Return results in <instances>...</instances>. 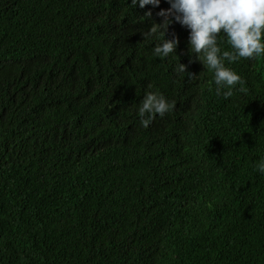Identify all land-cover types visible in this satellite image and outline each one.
Returning <instances> with one entry per match:
<instances>
[{"label": "trees", "instance_id": "16d2710c", "mask_svg": "<svg viewBox=\"0 0 264 264\" xmlns=\"http://www.w3.org/2000/svg\"><path fill=\"white\" fill-rule=\"evenodd\" d=\"M130 3L0 0V264H264V57L217 96L186 28L144 39L168 0Z\"/></svg>", "mask_w": 264, "mask_h": 264}, {"label": "clouds", "instance_id": "9594fccd", "mask_svg": "<svg viewBox=\"0 0 264 264\" xmlns=\"http://www.w3.org/2000/svg\"><path fill=\"white\" fill-rule=\"evenodd\" d=\"M168 3L167 10L157 13L163 17L162 22L153 23L143 33L144 39L159 40L153 48L154 56L167 58L175 54L178 40L174 35L166 39L165 34L172 23H178L188 30L189 53L213 73L216 95L228 99L234 91L247 94L246 81L226 62L264 57V0H168ZM130 4L133 8L157 7L160 0H131ZM222 43L229 50H223ZM177 71L186 73L185 66L178 63ZM173 107L158 91H148L138 103L136 114L141 126L147 128L157 115L163 117ZM254 171L264 175V157L255 163Z\"/></svg>", "mask_w": 264, "mask_h": 264}]
</instances>
